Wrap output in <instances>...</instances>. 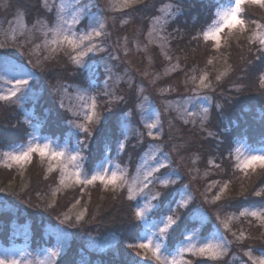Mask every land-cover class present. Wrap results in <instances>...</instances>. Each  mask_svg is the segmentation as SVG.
I'll list each match as a JSON object with an SVG mask.
<instances>
[{"label": "rangeland", "instance_id": "rangeland-1", "mask_svg": "<svg viewBox=\"0 0 264 264\" xmlns=\"http://www.w3.org/2000/svg\"><path fill=\"white\" fill-rule=\"evenodd\" d=\"M10 1L0 0V61L5 62L0 64V97H8L0 99V105H16L26 127L18 141L0 144V226L1 229L3 227L0 229V260L5 264H12V261L18 264H57V259L74 239L80 241V249L89 253L105 254L115 250L121 238L113 232L101 234L78 229L92 216L89 212L90 192L98 184L106 193L102 201L109 193L124 191V195L135 202L134 226L139 229L133 231L130 245L151 243V248L134 247L142 264H192L193 258L209 259L205 264H259L264 260V248L256 252L253 245L242 248L241 243L249 232L234 228L245 218L261 226L264 234V221L248 215L253 211L264 214V198L232 208H225V203H221L233 192L247 194L254 177L264 168L257 165L254 169H243L242 163L250 155L264 154V145L240 139L236 142V165L242 172L241 179H245L240 180L238 190L229 182L223 184L217 180L208 183L202 191L188 179L186 172L193 166L188 163L180 166L177 162H186L185 155L180 160L174 159L175 155L187 152L182 148L188 140L181 136L180 122L211 133L208 124L214 102L209 93L212 77L221 79L228 73L234 46L248 39L264 48L261 43L264 40V23H261L264 5L250 2L241 5L239 15L244 24L224 28L217 46L216 42L204 38L205 33L214 30L218 22L223 23V14L234 7V0L218 5L211 15L212 22L201 33L203 41L213 51L207 61L209 67L188 73L179 58L169 53L170 38L166 31L167 25L179 15V4L183 0H178L179 4L171 0H127V3L126 0H37L29 13L15 9ZM251 14L258 17L252 19ZM96 31L101 35L95 36ZM73 32V39L80 43V47L75 49L63 39ZM89 34H92L91 40L82 39ZM93 44L98 50L78 57L79 52L86 51ZM157 50L167 62L162 68L154 63L153 52L158 57ZM59 56L67 63L71 61L75 69H84L88 73V86L54 80L55 71L50 70L56 66L51 61ZM73 57H77L79 63ZM205 76L204 84L208 87H201V79ZM169 77L174 79L173 83H167ZM21 78L27 79L28 85H18L17 80ZM178 82H181L183 90L178 89ZM101 95L104 99H100ZM105 99L110 103L122 102V110L114 120L121 136L115 147L107 142L104 157L89 166L83 152L84 142L88 139L86 133L95 136L92 129L96 124L99 127L109 119L102 110L101 102ZM45 101L53 111L70 115L65 136L55 137L43 132V120L36 113V108ZM166 123L171 125L173 133L178 131L174 136L176 144L165 139ZM149 125L155 127L150 128ZM36 143L41 146L47 144L49 155L41 157L33 153L31 160L21 163L12 159ZM130 143L141 145L134 148L135 160L127 164L120 157L126 153ZM53 151L63 152L64 156L52 159L50 153ZM71 156L77 159L73 161ZM161 163L165 167H160ZM41 169L53 180L51 193L41 196L44 197L41 207L37 201L18 202L22 193L32 189V182L37 180L36 174ZM101 170L107 177L115 172L116 183H77V172L84 180ZM262 182L255 191V194L261 193L256 195L257 198L264 195V180ZM172 185L177 189L173 202L163 215L153 216V211L160 205L158 199L162 187ZM76 186L82 187L81 192H85L87 198L80 195L66 211L47 213L55 206L60 194ZM12 198L17 201H12ZM189 207L195 209L186 220L188 222H184L185 217L180 216L178 208L188 211ZM137 212H142L143 217H138ZM9 213H13L11 221ZM42 217L46 220L41 225L46 243L33 241V225ZM169 217L174 223L168 224ZM166 224V231L161 232ZM225 224L229 227L225 228ZM178 226L180 236H173V229ZM6 227L11 232L8 236L3 235ZM241 234L243 239H238ZM172 240V247H169ZM156 245L160 246L159 261L153 258ZM206 245L212 246L211 253L218 258L210 259L211 253H198V249ZM89 253L79 264H89Z\"/></svg>", "mask_w": 264, "mask_h": 264}, {"label": "trees", "instance_id": "trees-1", "mask_svg": "<svg viewBox=\"0 0 264 264\" xmlns=\"http://www.w3.org/2000/svg\"><path fill=\"white\" fill-rule=\"evenodd\" d=\"M36 1L11 0L10 3L12 2L11 5L15 9L19 8L29 13L35 6ZM171 1L174 4H179L178 0ZM226 1L183 0L179 4V8L181 9L179 15L176 16L175 21L167 25L166 31L170 38V48L168 51L173 57L179 58L177 59L180 60L183 64L182 66L186 68L188 73L209 67L207 61L213 51L210 50V45H207L205 43L206 41H203L201 33L212 22L211 15H213L216 7ZM261 11L257 13H261ZM250 17L255 19L258 15L251 14ZM31 19L33 20L34 17H31ZM261 23H264V20ZM234 47L233 57L230 59L231 67L227 71L228 73L221 79H216L214 78L215 76L212 77V88L209 90V93L212 94L214 102L211 110V122L208 124L211 133L209 134L206 130L198 126L191 127L189 124L184 125L182 122L179 124V127L182 128L181 136L185 140H188L182 147L187 152L175 155L174 159L180 160L181 156L185 155L188 162L187 160L186 162L184 160L177 162H179L180 166L181 164L185 166L187 163L193 166V168L188 169L186 172L188 179L192 180L193 182H191L193 184L195 183L200 186L202 191L208 183L217 180L223 184L229 182L235 190H238L237 187L240 180L245 179H241L242 172L236 165V142L240 139L242 141L246 140L248 143L264 145V48L255 43V41L251 42L248 39L243 40L240 45H235ZM157 52L159 53V55L157 54L158 57L153 52L155 55L154 63L157 64L158 68H162L167 65V62L165 56L158 50ZM59 57L62 58V56ZM59 57H57V60L51 61L56 66L53 70H50V72L55 71L56 77L54 80L57 83L65 82L70 85L88 86V73L84 69H75L71 61L67 63L63 58L61 59ZM173 82L174 79L169 77L167 83ZM178 83L179 85L181 84V82ZM179 85L178 89L183 90V86ZM101 98L104 99V96L101 95ZM46 103L48 104L45 101V103L40 104L36 108V113L41 115L43 120V132L51 136L54 135L55 137L65 136L68 129L67 121L71 118L70 115L68 112H55ZM101 105H103L102 110H104V115L109 116V119L104 124H100L99 127L96 124L94 129H92L95 136H92L91 133H86L88 139L84 142L86 144L83 152L87 157L89 166H92L96 159L104 157L106 154L104 149L107 142L115 147L118 142L117 139L121 136L120 131L115 126L114 120L115 116L122 110V102L118 104L116 102L110 103L105 99V102L102 101ZM0 106V144L5 145L13 143L16 140L18 141L21 138V131L25 130L26 127L21 120L22 117L20 114L22 113L13 104H3ZM165 128V139L171 140L176 144L174 136L178 131L173 133L171 125L169 126L168 123H166ZM140 145L139 143H134V145L130 143V147L126 153L120 157L121 161L127 164L128 161L133 162L136 158L134 148L137 149ZM188 166L187 168H189ZM192 170L194 171L192 172ZM263 173L264 171L254 177V180L247 188L248 190H246L247 194L243 195V193L233 192L232 195L224 198L221 203H225V208L227 206H231L232 208L236 205L238 207V204L246 205L249 202H256L255 200L259 201L264 198V195L257 198L255 194L259 184L264 180ZM35 178L37 180L32 182V189H28L22 193L21 198L15 195V198H18V202L23 203L29 200L33 203L37 201L39 206L40 203H44V197L41 196H46L51 193L54 186L52 184L53 180L51 177L45 176L42 169L36 174ZM175 186L162 187V194L158 199L160 205L153 211V216H161L168 209V205L171 204L170 202H173L172 200L176 194L175 191L177 189H175ZM81 191L82 187L76 186V188L60 194L55 206L50 208L47 213L54 211L56 214L59 210L66 211L67 207L80 198V195L87 198L86 193ZM91 191L90 195L92 197L89 203V212L92 216L78 229L96 233L104 232L110 234L113 232L121 240L116 245L115 250L105 254H94L80 249L82 248L80 241L74 239V242L68 247L66 252L57 259V264H79L85 258L86 253L90 254L89 264H142L139 261V256L136 254L137 251L135 248L129 247L133 231L139 229L134 226L133 203L135 202L131 198H127L124 195L126 194L124 191L109 193L106 199L102 201L104 199L103 194L106 193L103 191L102 185L99 184L92 188ZM15 200L12 198V201ZM195 203L197 202L195 201ZM29 206L32 207V205ZM194 206L196 207L197 204ZM178 209L180 216L185 217V222L195 208L192 209V207H189L187 209L188 211L186 209ZM8 215L9 221H11L13 219V213H9ZM44 218L37 219L36 224L33 225L34 242H47L41 231V225L46 222ZM9 221L6 220V223H9ZM211 225L209 223L208 227L211 228ZM178 228L179 226L173 229V236L179 235V231L177 232ZM234 228L237 230L245 229L246 232H249V236L241 243L242 248L247 249L250 245H253L254 252L264 248V234H262L261 226L254 225L252 221L249 222V220L243 218L234 225ZM181 229L182 227L180 228V233H182ZM9 230V227H6L3 235H10L11 232ZM172 243L173 240L169 247H172ZM208 260L204 261V259L193 258L192 264H195L196 261L198 264H205Z\"/></svg>", "mask_w": 264, "mask_h": 264}, {"label": "snow or ice", "instance_id": "snow-or-ice-1", "mask_svg": "<svg viewBox=\"0 0 264 264\" xmlns=\"http://www.w3.org/2000/svg\"><path fill=\"white\" fill-rule=\"evenodd\" d=\"M249 2L254 3V4L264 5V0H234V7L228 8L223 14V17H222L223 23L219 24L218 22V26L214 30L206 32L204 38L206 40L210 39L216 42L217 46H219L220 33L224 30V28H234L237 25L244 24V21L243 19H241L239 13L241 11V5L249 3ZM126 3H127V0H126ZM94 35L98 37L101 35V33L99 31H96ZM74 36H75V33L73 32L71 33V35H65L63 39L68 45L72 46L75 49V48L80 47V43H77V41L73 39ZM82 39L91 40L92 34H89L83 37ZM261 43L264 44V40H261ZM94 50H98L95 44H93L91 47H88L86 51L79 52L78 57L87 56L88 53H91ZM73 59H76L77 63H79V60L77 57H73ZM3 63L5 62L0 61V64H3ZM205 79H207L206 76L201 79V84H200L201 87H208L207 84H204ZM217 79H219V77H217ZM28 83H29L28 80L24 78L17 80L18 85H28ZM12 95H15V92H13ZM7 98L8 97H0V99H7ZM205 111H207V109H205ZM149 127L152 128V127H155V125H149ZM149 135H151V132L149 133ZM48 147L49 146L47 144H43V146H41L40 143H36L35 146H29L27 151L22 152L20 155L13 156L12 159L15 160L17 163L29 161L31 160L33 153H38L39 156L44 157L46 155H49ZM50 155L52 159H56L58 157H63L64 153L53 151L50 153ZM70 159L75 161L77 157L71 156ZM257 165H259L261 168H264V154L250 155L242 163L243 169H254ZM160 167H165V165L161 163ZM75 175L77 177V183H84V184H94L95 182L100 181L101 183H104L105 185H107V184H115L117 180V176L115 172H113L110 177H107L106 175L103 174V170H101L100 172H97V174L95 175H92L90 178H85L84 180L80 179L79 172H77ZM61 183H63V179H61ZM164 183L167 184V181L165 180ZM256 195L260 196L261 193L256 192ZM216 199L218 200L219 196H217ZM157 207H159V205H157ZM136 215L138 217H143L142 212H137ZM241 215H245V213H241ZM248 215L257 217L261 219L262 221H264V214L253 211V212L248 213ZM161 220L163 221V218H161ZM171 223H174V222L169 217L168 224H171ZM168 224H166L164 228H161L160 231L161 232L166 231ZM224 227L228 228L229 225L225 224ZM238 239H243V234H241V236L238 237ZM129 247L151 248V243L149 242L148 244H144V243L133 244V245H129ZM211 248H212L211 245H206L205 247L199 248L198 253L200 255L209 254L211 253ZM53 255H55V253H53ZM153 258L157 261L161 259L159 245L155 246V250L153 251ZM209 258L216 259L218 257L215 253H211ZM0 264H5V261L0 260ZM12 264H18V262L12 261ZM259 264H264V260H260Z\"/></svg>", "mask_w": 264, "mask_h": 264}]
</instances>
